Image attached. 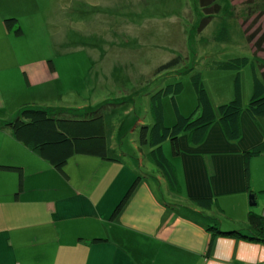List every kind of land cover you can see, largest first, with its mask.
Masks as SVG:
<instances>
[{
	"label": "crops",
	"instance_id": "0c3cea01",
	"mask_svg": "<svg viewBox=\"0 0 264 264\" xmlns=\"http://www.w3.org/2000/svg\"><path fill=\"white\" fill-rule=\"evenodd\" d=\"M21 30L6 31L0 18L1 121L25 103L69 109L61 107L79 92L55 76L50 61L48 68L43 59L18 58L12 42ZM245 108L237 139L229 140L218 120L199 143L180 134L179 152L166 153L174 187L153 163L148 172L136 169L134 160H143L113 148L107 136V158L74 154L64 175L0 128V264H264L263 243L207 227L216 218L244 229L250 211L264 213V149L248 157L244 176L245 151L264 141V117ZM138 172L143 176L113 217ZM196 197L213 203L201 208L191 201Z\"/></svg>",
	"mask_w": 264,
	"mask_h": 264
},
{
	"label": "rangeland",
	"instance_id": "374dc122",
	"mask_svg": "<svg viewBox=\"0 0 264 264\" xmlns=\"http://www.w3.org/2000/svg\"><path fill=\"white\" fill-rule=\"evenodd\" d=\"M7 1L9 5L0 8L1 21L4 24V19L16 17L23 29V34L14 36L12 42L18 58L54 64L55 76L68 79L69 90H79L71 96L75 101L68 100V105L61 108H99L108 143L135 158L138 155L143 161L139 166L134 160L135 168L140 167L142 173L153 167L147 156L150 146L140 144L139 135L142 125L153 122L150 98L154 92L182 82L183 90L175 99L180 112L188 115L197 102L191 76L200 73L217 111L220 104L232 99L234 80L239 74L242 105L246 107L253 87L250 65L238 72L212 69L209 65L212 60L247 56L259 74V61L240 20L251 27L250 31L259 29L262 34L264 0L251 4L244 3L251 0H216L205 7L199 0ZM239 1L244 2L233 4ZM215 4L219 10L213 12ZM223 28L227 38L214 39ZM10 33L14 34L12 30ZM3 52L7 56V46ZM258 55L264 59V51ZM175 57L179 58L177 63L155 72L159 65ZM162 106L165 125L171 126L175 114L170 96H163ZM4 110L0 107L1 113ZM14 114L15 111L11 113ZM162 150L170 161L166 155L173 152L169 140L162 143Z\"/></svg>",
	"mask_w": 264,
	"mask_h": 264
},
{
	"label": "trees",
	"instance_id": "16d2710c",
	"mask_svg": "<svg viewBox=\"0 0 264 264\" xmlns=\"http://www.w3.org/2000/svg\"><path fill=\"white\" fill-rule=\"evenodd\" d=\"M232 1V0H231ZM200 5L205 7L213 4L216 0H199ZM244 1H241L243 3ZM254 3L244 2L246 4ZM241 4L240 1L236 4ZM213 12L219 10V6L211 9ZM244 20H240L243 33L250 45L253 55L258 59L259 74L255 69L254 61L247 56H236L227 60H212L209 65L212 69L235 70L250 65L253 77L252 94L246 106L247 113L257 119L264 117V59L260 58L259 52L264 51V32L259 29L250 31L251 27H246ZM4 26L7 31L16 34L21 33V27L16 17L4 19ZM226 39L227 31L223 28L220 35L214 39ZM179 61L175 57L164 64L159 65L155 72L170 67ZM192 86L196 95V108L188 115H183L176 103L175 96L183 90V84L177 81L154 92L151 96V111L153 122L142 125L139 135L140 144H149L148 152L154 166L167 180L170 187L176 186L172 166L162 150V143L169 140L173 153L179 152L178 138L181 133L188 132L191 142L199 143L205 136L209 126L215 121L223 127L226 137L229 140L237 139L240 135L239 116L243 110L241 97V82L239 74L234 80V95L226 103L217 107V111L211 103L209 94L202 81L200 73L191 76ZM163 96H170L175 114L174 123L166 126L164 122V112L162 106ZM0 128H7L12 136L21 144L33 149L43 160L52 165L56 170L66 175L65 166L74 154L91 155L107 158L106 131L104 116L100 109L75 111L70 109L50 110L36 107L32 104H23L17 114L10 120L1 121ZM264 149V141L255 145L252 149L244 153V176L248 179V157L257 154ZM143 176L138 172L133 183L117 204L113 217L116 216L125 202L128 200L139 180ZM192 203L201 208H210L213 199L211 197H196L191 199ZM207 224L215 235H232L244 240L260 242L264 244V218L262 215L250 211L247 216L248 226L244 229L238 228L222 220Z\"/></svg>",
	"mask_w": 264,
	"mask_h": 264
},
{
	"label": "water",
	"instance_id": "95a60500",
	"mask_svg": "<svg viewBox=\"0 0 264 264\" xmlns=\"http://www.w3.org/2000/svg\"><path fill=\"white\" fill-rule=\"evenodd\" d=\"M256 195L257 194H255V193H251L250 195H249V203H250V205H255V197H256Z\"/></svg>",
	"mask_w": 264,
	"mask_h": 264
},
{
	"label": "built area",
	"instance_id": "2783aa9c",
	"mask_svg": "<svg viewBox=\"0 0 264 264\" xmlns=\"http://www.w3.org/2000/svg\"><path fill=\"white\" fill-rule=\"evenodd\" d=\"M263 218H264V213H263Z\"/></svg>",
	"mask_w": 264,
	"mask_h": 264
}]
</instances>
